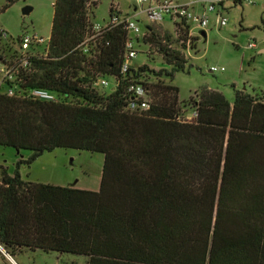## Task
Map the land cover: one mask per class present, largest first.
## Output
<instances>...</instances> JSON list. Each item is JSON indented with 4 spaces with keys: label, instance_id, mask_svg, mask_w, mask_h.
I'll use <instances>...</instances> for the list:
<instances>
[{
    "label": "trees",
    "instance_id": "trees-1",
    "mask_svg": "<svg viewBox=\"0 0 264 264\" xmlns=\"http://www.w3.org/2000/svg\"><path fill=\"white\" fill-rule=\"evenodd\" d=\"M90 1L56 0L50 61L30 82L73 104L0 94V146L32 153L18 168L59 148L101 153L100 189L27 182L0 166V245L13 258L39 250L88 264H264V94L237 91L231 104L204 89L196 121H179L184 104L165 78L187 60L169 48L171 35L148 27L143 42L172 69L131 70L153 102L143 115L125 111V85L107 93L91 83L119 75L127 32L107 35L96 61L76 50L97 7ZM175 26L187 40L190 27Z\"/></svg>",
    "mask_w": 264,
    "mask_h": 264
},
{
    "label": "rangeland",
    "instance_id": "rangeland-1",
    "mask_svg": "<svg viewBox=\"0 0 264 264\" xmlns=\"http://www.w3.org/2000/svg\"><path fill=\"white\" fill-rule=\"evenodd\" d=\"M177 1L191 5L194 12L202 14L204 7L218 0ZM94 2H97V7L90 8L91 23L105 25L109 22L113 5L122 16L133 17L143 33L148 34V27H152L162 37L166 34L172 36V42L167 43L169 48L181 52L187 63L184 71L165 79L179 89L180 101L184 104L182 116L193 114V103L204 89L221 93L231 104L237 91L250 95L264 94V0H241L240 3L224 0L223 6L209 14L208 28L204 31L194 29L192 34L190 31L187 40L170 18L153 23L140 12V8L136 13L135 0H91L90 4ZM55 3L56 0H0V32H7L14 41L21 34L38 35L45 40L39 50L46 51L51 40ZM27 8L31 11L25 14ZM219 16L228 20L226 26L217 24ZM194 38L197 40L193 41ZM8 43L0 36V56L9 54ZM251 44H255V48H251ZM136 49L139 53L133 62L135 66L147 65L155 72L171 71V66L155 48L140 40ZM212 69L217 71L212 72ZM106 91L109 93L110 89ZM31 155L30 151L18 152L14 148L0 146V166H4L12 176L19 172L27 182L99 191L105 159L103 154L59 148L44 153L31 165L23 164L18 168L19 161L28 160ZM14 260L16 264H88V258L84 256L39 250L19 254ZM0 264L15 263L0 256Z\"/></svg>",
    "mask_w": 264,
    "mask_h": 264
},
{
    "label": "built area",
    "instance_id": "built-area-1",
    "mask_svg": "<svg viewBox=\"0 0 264 264\" xmlns=\"http://www.w3.org/2000/svg\"><path fill=\"white\" fill-rule=\"evenodd\" d=\"M244 1L250 2V0ZM135 3L136 13H139L140 8V12L147 15L153 23L162 22L168 17L174 23L188 25L192 34L194 29L204 31L208 28L209 14L216 12L218 6H223L224 0L212 2L208 7H204L202 14L194 12L191 5L179 3L177 0H135ZM217 24L224 27L228 24V20L219 16ZM118 28H123L127 32L120 73L116 76L97 77L92 81L91 88L110 89V92H114L125 85V111L143 115L152 108V92L143 79H133L131 70L138 71L141 67L133 64L139 53L136 44L140 40L143 41L148 34L142 32L133 17L122 16L114 8L110 21L105 25L91 23L89 31L76 50L86 56L87 61L98 60L104 49L110 46L107 35ZM0 36L10 44L9 54L0 56V94L21 100L73 104V100L68 95L58 96L46 89L30 87L31 78L40 71L39 63L50 61V44L43 52L39 48L45 40L38 35L31 37L21 34L17 41L11 40L5 31H1ZM250 47L255 48V44H251ZM83 66L86 67V63H83ZM213 71L216 72L217 69H212ZM196 118L197 112L193 111L191 116L181 115L178 119L183 123H193Z\"/></svg>",
    "mask_w": 264,
    "mask_h": 264
},
{
    "label": "crops",
    "instance_id": "crops-1",
    "mask_svg": "<svg viewBox=\"0 0 264 264\" xmlns=\"http://www.w3.org/2000/svg\"><path fill=\"white\" fill-rule=\"evenodd\" d=\"M240 2L241 1H239V2L237 1V3H240ZM73 188H75V187H73ZM0 256L3 257L4 259H10L11 261H13L16 264L14 258L11 255H9L7 253V251L1 245H0Z\"/></svg>",
    "mask_w": 264,
    "mask_h": 264
},
{
    "label": "water",
    "instance_id": "water-1",
    "mask_svg": "<svg viewBox=\"0 0 264 264\" xmlns=\"http://www.w3.org/2000/svg\"><path fill=\"white\" fill-rule=\"evenodd\" d=\"M30 11H31V8H27V9H25L24 13L28 14V13H30ZM203 34L205 35V33H203Z\"/></svg>",
    "mask_w": 264,
    "mask_h": 264
}]
</instances>
